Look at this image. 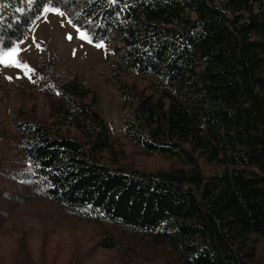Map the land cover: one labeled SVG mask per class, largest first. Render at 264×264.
Here are the masks:
<instances>
[{
	"label": "trees",
	"instance_id": "16d2710c",
	"mask_svg": "<svg viewBox=\"0 0 264 264\" xmlns=\"http://www.w3.org/2000/svg\"><path fill=\"white\" fill-rule=\"evenodd\" d=\"M46 7L110 43L128 142L79 74L0 83V264H264V0H0V49Z\"/></svg>",
	"mask_w": 264,
	"mask_h": 264
},
{
	"label": "rangeland",
	"instance_id": "374dc122",
	"mask_svg": "<svg viewBox=\"0 0 264 264\" xmlns=\"http://www.w3.org/2000/svg\"><path fill=\"white\" fill-rule=\"evenodd\" d=\"M77 30L79 29L69 23L65 14L56 15L43 11L27 36L14 46L20 49L18 60L31 68L39 64H50L68 77L75 74L82 76L96 92L97 108L109 127L111 140L115 143H127L118 118L120 100L104 62L110 43L103 42L104 47L97 48L95 44L98 42L87 43L79 39ZM68 36L72 39H67ZM122 75L129 81L138 83L140 87L151 85L148 77H137L130 71H124ZM28 77L29 74L25 75L20 69L0 66V83L3 85L9 86Z\"/></svg>",
	"mask_w": 264,
	"mask_h": 264
},
{
	"label": "snow or ice",
	"instance_id": "6c2138e0",
	"mask_svg": "<svg viewBox=\"0 0 264 264\" xmlns=\"http://www.w3.org/2000/svg\"><path fill=\"white\" fill-rule=\"evenodd\" d=\"M45 12H52L56 15H64V13L60 12L59 9L56 8H45ZM78 32V38L87 42V43H92V39L87 35L86 33L77 30ZM67 39H72L71 36L66 37ZM95 47L97 48H103L104 45L103 43H97L95 44ZM20 49L18 47H12L10 49L4 50L0 49V66L4 67H14L17 69L22 70L25 75H28L30 73H33L34 70L26 63H21L18 60V55H19Z\"/></svg>",
	"mask_w": 264,
	"mask_h": 264
}]
</instances>
